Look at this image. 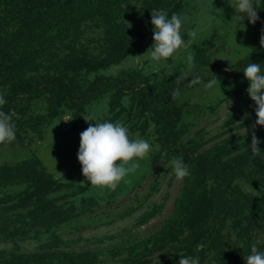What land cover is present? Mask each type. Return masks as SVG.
Listing matches in <instances>:
<instances>
[{
  "label": "rangeland",
  "instance_id": "rangeland-1",
  "mask_svg": "<svg viewBox=\"0 0 264 264\" xmlns=\"http://www.w3.org/2000/svg\"><path fill=\"white\" fill-rule=\"evenodd\" d=\"M84 2L0 0V55L20 57L16 70L19 86L26 90L57 79L64 81L71 94H82L97 77L142 76L150 79L156 93L173 79L182 81L187 89L174 92L166 113L178 118L177 147L213 161L215 171L205 173L197 162L186 163L190 175L175 178L168 166L175 154L156 155L170 135V123L145 108L139 92L121 96L111 88L88 104L48 89L19 98L14 109L22 119L13 117L16 139L0 145V166L14 167L36 156L56 183L65 187L53 190L47 187L49 182L40 184L15 174L0 177V264H178L180 254L196 255L200 264H239L225 253L246 257L252 245L264 250V218L248 228L243 216L249 202L240 191L264 196V125L253 127L255 105L245 91L248 82L242 70L228 73L218 68L264 53L260 44L264 0H256L259 19L255 23L245 20V31L238 27L235 31V25L230 24L235 11L228 0H180L177 13L185 17L182 34L194 60L189 65L178 58L159 71L146 66L145 57H136L153 44V27L141 49L129 55L136 57L134 66L129 57L92 65L105 48L101 35L96 34L101 22L93 25L87 38L85 25L78 38L70 29L58 34L59 27L65 28L62 20L69 11L81 10ZM211 12L219 16L212 20ZM47 14L51 19L41 24L44 31L36 34L28 30L24 38L26 26L32 29L36 19L43 22ZM190 31H196L199 39L193 41ZM233 40L247 48L235 46ZM87 43L91 51L80 52L81 45ZM71 54L75 57L70 66H64L60 59ZM233 54L241 58L233 62ZM167 62L171 63V58ZM0 91L7 100L0 108L9 112L16 92L11 74L1 63ZM97 105L105 109L96 112ZM84 117L122 121L131 134L155 145L149 161L139 160V167L129 174L128 183L122 181L115 190H100L83 176L77 159L80 133L95 123ZM253 134L260 141L257 147L261 152L251 151ZM75 176L82 177L76 181L72 179ZM6 223L13 224L7 228ZM17 223H25L26 230L18 232ZM35 225L38 230L28 229Z\"/></svg>",
  "mask_w": 264,
  "mask_h": 264
},
{
  "label": "trees",
  "instance_id": "trees-1",
  "mask_svg": "<svg viewBox=\"0 0 264 264\" xmlns=\"http://www.w3.org/2000/svg\"><path fill=\"white\" fill-rule=\"evenodd\" d=\"M84 6L81 10L71 9L66 20H62L65 24V28H58L57 33H62L63 30H69L71 35L78 38L80 33H78L82 26L85 25V30L83 34L88 33L93 29V25H101L97 27L96 34L101 35L100 41H103L105 48L101 49L95 56L92 63L95 66L107 65L119 62L120 60L127 57V55L135 54L141 49L142 41L144 37L152 29L151 24V10L154 8L167 9L169 14L172 12H178L181 9L180 0H85ZM51 19L50 15L47 14L42 19L37 18L32 29L25 28L23 31L24 38L29 35V31L40 34L44 29L42 27L45 20ZM61 21V20H60ZM49 22H53L49 20ZM85 22V24H83ZM33 23V24H35ZM39 24V25H38ZM36 26V27H35ZM51 28V27H50ZM101 28V29H100ZM99 29V30H98ZM30 31V33H31ZM23 38V37H22ZM98 42V41H97ZM75 43V42H73ZM74 46H71L73 48ZM9 48V45L7 46ZM81 51H91L90 43L85 46L81 45L79 48ZM7 53H10L9 51ZM75 54H71L68 58L60 59V62L65 64L67 67L70 66L69 61L74 59ZM20 57H15L13 54L0 55V63L5 66L12 77L13 89L16 95L13 96L12 101L9 105L8 111L14 113V117L22 119V114L15 110V105L17 104L19 98L31 97L32 95L38 93L39 91L48 89L54 90L56 93L60 94L65 98H69L71 101L79 104H88L98 97L109 91L111 88H115L118 95H126L129 92H139L145 108L150 111L158 113L163 120L170 123V135L162 142L160 149L156 151L157 157H165L167 153H173L175 155H180L183 157L186 163L197 162L203 172H213L215 171V163L209 159H205L199 155L188 150H182L177 147L179 139V130L177 126L178 118L175 115L167 117V110L169 109V101L172 100L174 92L176 90H186V85L182 81H176L173 79L170 85L160 91L154 93V86L150 79L137 76L135 78H114V77H97L95 78L87 87V89L82 94L70 93L71 91L67 86H65L64 81L57 79H48L33 85L29 89H22L19 86L16 70L19 64ZM264 63V53L253 54L247 56L246 58L240 60L236 64H228L226 66L218 67L219 70H223L228 73H235L239 70H243V67L248 62ZM86 62H88L86 60ZM91 62V61H90ZM64 65V66H65ZM81 66H83L81 64ZM67 67H63V71H67ZM19 120V121H20ZM20 175L22 177H30L34 180L39 181L40 184L44 182H49L53 185L47 183V187H53V190H58L65 187L63 183H56L53 174L50 173L43 165L42 161L38 157H30L23 163L18 164L14 167H7L5 165L0 166V177H6L10 175ZM51 187V188H52ZM241 191V196L245 198L249 205L244 208L245 222L248 228H253L260 223V220L264 218V196H258L254 192H243ZM242 208V207H240ZM13 223H6L7 228ZM25 223H17V231L24 232L26 230ZM39 225L31 226L28 228L31 230H38ZM248 230V229H247ZM250 230V229H249ZM222 248V245H220ZM227 258L236 259L239 264H246L243 256L237 254L225 253Z\"/></svg>",
  "mask_w": 264,
  "mask_h": 264
},
{
  "label": "clouds",
  "instance_id": "clouds-1",
  "mask_svg": "<svg viewBox=\"0 0 264 264\" xmlns=\"http://www.w3.org/2000/svg\"><path fill=\"white\" fill-rule=\"evenodd\" d=\"M228 3L235 11L230 22L235 25V31L237 27L241 31L246 30L245 20L255 23L259 19L256 0H228ZM215 11L221 14V10L215 9ZM208 15L212 20L219 16L212 15V12ZM151 24L153 26V44L145 54L136 57H145L143 63L146 66L154 67L157 71L169 67L178 58L189 65L193 63L194 53L189 49V42L184 39L182 34L185 17L181 13L172 12L169 15L167 9L154 8L151 10ZM188 35L193 41L199 39V34L196 31H190ZM231 43L240 48H247L238 46L235 40ZM260 44L264 47V34L260 37ZM127 57L134 66L136 57L128 55ZM168 58H171V63L167 62ZM240 58L235 54L231 57L233 62ZM241 72L248 82L245 91L255 105L256 119L253 127L264 125V63L249 61ZM195 79L198 80L199 77L197 76ZM127 100L128 97L125 96V103ZM6 103V96L0 91V106ZM104 109V105H97L94 110L101 112ZM13 117L14 113L6 112L0 108V145L11 144L16 139V124ZM84 119L86 121L93 120L95 123L88 124L87 128L80 133L77 159L81 165L83 176L87 181H90L91 187L96 186L100 190H115L122 181L128 183L129 174L139 167V160L148 159L149 161L150 154L155 150V145L148 138L139 134L135 136L131 134L128 126L122 121L97 120L91 117H84ZM259 143L260 141L253 134L250 145L252 152H261L257 147ZM53 160L55 161L54 158ZM168 166L171 167L172 174L177 180H182L190 175L189 168L180 155L172 156L168 161ZM178 256V264H200V258L196 255L180 254ZM244 259L246 264H264V250H258L255 245H252L250 253Z\"/></svg>",
  "mask_w": 264,
  "mask_h": 264
},
{
  "label": "crops",
  "instance_id": "crops-1",
  "mask_svg": "<svg viewBox=\"0 0 264 264\" xmlns=\"http://www.w3.org/2000/svg\"><path fill=\"white\" fill-rule=\"evenodd\" d=\"M50 173H51V172H50ZM79 177H82V176H79ZM79 177L75 176V177H73V178L71 177V178L74 179V180H76V181H77V180L79 181V180H80Z\"/></svg>",
  "mask_w": 264,
  "mask_h": 264
}]
</instances>
